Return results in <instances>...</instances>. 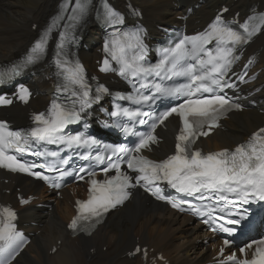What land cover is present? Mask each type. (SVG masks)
<instances>
[{
  "label": "snow or ice",
  "instance_id": "1",
  "mask_svg": "<svg viewBox=\"0 0 264 264\" xmlns=\"http://www.w3.org/2000/svg\"><path fill=\"white\" fill-rule=\"evenodd\" d=\"M90 3L91 0H75L71 15L67 17L69 23L64 25L65 31L59 34L54 62L58 75L63 80L58 92L64 93L65 99H53L46 113L33 116V126L29 129L12 130L7 122H0V168L32 175L55 188L61 187L59 181L71 174L65 168L69 160L61 156V151L90 149L97 143L91 137L70 135L65 130L70 125L80 123L86 110L108 93L103 85H97L93 95L92 86L83 75L82 65L78 61H72L66 50L67 30L74 28L76 22L88 12ZM63 11H67V6ZM63 19L62 12L40 36L22 63L8 71H0V84L11 80L44 57L49 35ZM105 19L111 25L123 21V17L107 5ZM261 21H264V17H261ZM257 27L258 25L250 27L246 22L242 25L241 33L225 24L218 16L205 32L185 36L173 47L163 50L162 58L155 65L143 63L144 48L139 31L123 35L119 32L112 33L113 38L105 43L104 50L111 60L117 62L119 75L132 83L135 93L114 99L149 107L163 97L183 98V102L167 108L155 118L151 111L130 110L118 104L116 110L109 113L117 118L125 136L133 135L138 139L131 147L121 144L97 151L95 155L91 152L80 154L79 158L89 163L73 171L77 179H84L82 173L88 177L89 195L86 201L77 202V216L69 225L73 231L78 224L85 228L99 223L104 214L130 196L128 189L134 187L142 188L157 200L165 201L180 211L190 210L198 216L207 217L203 219V223L210 225L214 232L231 236L238 230L230 226L240 225L248 218V209L244 206L264 201V128L255 132L247 143L237 146L234 151L224 149L203 154L200 150H194L192 145L199 137L209 135L213 128L218 127L219 119L228 111L241 108L227 96L225 89L236 87L228 77L238 58L233 53L237 46L247 43ZM213 42L214 48H208ZM109 69L110 62L106 58L100 70ZM149 77H156L160 82H150ZM177 78H184L185 82L163 83ZM240 79L243 80V77ZM142 89L151 91L145 94ZM29 96V90L21 86L18 98L27 103ZM11 103V99L0 98V105ZM173 115L179 118L181 125L176 136L174 154L162 161L147 158L143 152L151 150L152 145L158 142L154 134L156 127ZM125 117L140 125L148 124L151 120L150 130L137 133L133 126L120 123ZM48 146H55L57 150ZM25 156H35L38 160L43 159V162L23 159ZM93 162L103 165L100 172L105 179L95 178L97 172L93 169ZM124 166L126 171L122 170ZM110 172H114V175L109 176ZM161 185H166L174 194L172 191L165 192ZM193 201L200 203L195 204ZM14 219L15 213L11 209L0 210V252L21 238V233L15 230L12 223ZM81 221L86 223L81 224ZM230 243L232 241L224 240L226 246ZM254 243L256 247L251 259L247 258L246 251L253 248V244L249 243L239 250L245 258L237 259L233 253L227 258L228 264H264V240ZM136 251L139 252L140 249L137 248Z\"/></svg>",
  "mask_w": 264,
  "mask_h": 264
},
{
  "label": "bare ground",
  "instance_id": "2",
  "mask_svg": "<svg viewBox=\"0 0 264 264\" xmlns=\"http://www.w3.org/2000/svg\"><path fill=\"white\" fill-rule=\"evenodd\" d=\"M61 1L0 0V63L9 62L25 53L37 36V31L56 13ZM131 1L141 8L144 21L152 32H157L152 25L156 26L166 20L173 22L174 15L185 16L187 10L195 5L199 8L194 9L187 20L190 29L205 25L213 17L214 11L223 4L230 6L233 11L245 13L253 3L264 7V0ZM117 4H123V0H117ZM34 24L38 27L36 31L32 27ZM84 35L87 42L93 44L94 27L88 26ZM251 53L256 55V70L260 71L256 84L263 87L255 97L258 107L241 114H233L226 123L227 131H218L204 142L209 148L233 146L264 123V32L253 44ZM94 55L93 51L81 52V58L89 70L94 69ZM48 76L49 71L42 66L37 67L33 75L29 76V84L37 93L36 99L31 101V107L47 101V92L52 88ZM3 113L5 117L25 122L28 110L15 105L5 109ZM166 126L167 130L161 132L165 139L162 145L164 153L172 149L176 123L169 120ZM3 176L10 178L8 184L2 182ZM16 184L30 190L28 194L39 196L43 192L39 183L19 176L5 175L0 171V198L9 200L11 196L3 194L2 191L10 189L14 192ZM23 191L25 192L24 189ZM41 198L45 201L51 200L49 194L41 195ZM71 201V197L67 195L51 211L33 207L21 209L20 223L27 225L30 232L39 233L13 264H140L138 258L130 260L126 257V253L133 250L136 244L154 248L155 253H162L170 264H207L211 260L213 254L197 243L202 238L199 226L190 224V219L175 214L165 206L153 204L137 196L122 210L108 217L105 224L91 237L72 238L65 229V222L73 214ZM30 222H37L38 226L33 227ZM53 246L57 251L51 254L49 252ZM105 246L106 252L102 251Z\"/></svg>",
  "mask_w": 264,
  "mask_h": 264
},
{
  "label": "rangeland",
  "instance_id": "3",
  "mask_svg": "<svg viewBox=\"0 0 264 264\" xmlns=\"http://www.w3.org/2000/svg\"><path fill=\"white\" fill-rule=\"evenodd\" d=\"M138 239V238H137ZM136 238H135V240H137ZM137 242V241H136Z\"/></svg>",
  "mask_w": 264,
  "mask_h": 264
}]
</instances>
